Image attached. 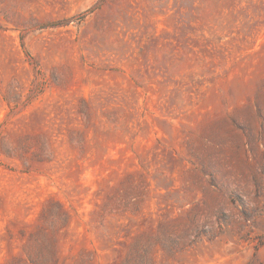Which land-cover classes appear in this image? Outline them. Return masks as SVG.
Here are the masks:
<instances>
[{
	"label": "rangeland",
	"instance_id": "obj_1",
	"mask_svg": "<svg viewBox=\"0 0 264 264\" xmlns=\"http://www.w3.org/2000/svg\"><path fill=\"white\" fill-rule=\"evenodd\" d=\"M0 264H264V0H0Z\"/></svg>",
	"mask_w": 264,
	"mask_h": 264
}]
</instances>
